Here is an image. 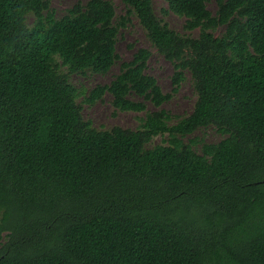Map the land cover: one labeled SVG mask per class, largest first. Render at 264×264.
<instances>
[{"label": "trees", "instance_id": "obj_1", "mask_svg": "<svg viewBox=\"0 0 264 264\" xmlns=\"http://www.w3.org/2000/svg\"><path fill=\"white\" fill-rule=\"evenodd\" d=\"M164 1L183 32L153 0H122L120 16L78 1L60 17L50 0H0V264H264V0ZM133 15L173 64L172 92L145 47L80 91L71 75L107 73ZM186 72L192 111H149ZM107 92L114 112L145 113L136 128L85 119ZM210 126L225 138L189 137Z\"/></svg>", "mask_w": 264, "mask_h": 264}, {"label": "rangeland", "instance_id": "obj_2", "mask_svg": "<svg viewBox=\"0 0 264 264\" xmlns=\"http://www.w3.org/2000/svg\"><path fill=\"white\" fill-rule=\"evenodd\" d=\"M52 7L55 9V14L60 17L66 13V11L72 7L76 2H87L88 0H50ZM115 3L116 15H124L126 7L122 0H112ZM155 11L158 15L163 17L169 25L179 31L183 32L184 17L178 16L173 12H169L167 15L161 13V9L167 6L164 0H153ZM207 7L215 12L217 8L216 0H208ZM35 17L28 15V23L31 25ZM199 30L193 31V35H198ZM149 48L152 51V55L148 61L147 72L153 75L163 92H172V75L174 73L173 64L168 61L162 54H160L150 43L146 37L145 30L140 24L138 18L131 16L130 23L120 30L119 37L116 41V51L119 55L118 61L112 66V68L105 74L95 73L88 71L86 74H73L71 75V81L83 92H89L96 85L108 84L119 73L120 65L123 61H129L133 57L134 52L139 48ZM187 78L182 82L176 92L172 94V98L164 102L161 107H156L150 101H147V109L149 111H155L163 108L169 111L174 117L172 122H175L179 118L187 116L193 109L196 93L193 87V81L189 72H186ZM134 100H141V97L137 95H130ZM83 97L79 100L82 101ZM112 96L110 93H106L102 100H98L94 104H83V115L85 119L91 120L93 125L97 128L108 129L115 125H119L125 128H136L138 125V116H144L145 113L137 114L130 111H116L111 103ZM190 138L202 139L206 143H218L225 135L218 132L214 127L200 128L195 131ZM189 137L186 139L188 140ZM162 142V137L158 136L152 140L147 146L153 147L156 144ZM200 150L199 147L196 148Z\"/></svg>", "mask_w": 264, "mask_h": 264}]
</instances>
